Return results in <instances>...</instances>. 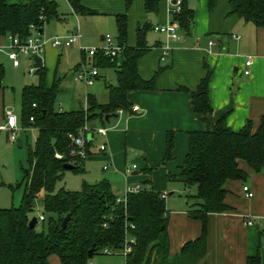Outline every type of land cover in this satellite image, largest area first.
<instances>
[{
    "label": "trees",
    "instance_id": "trees-1",
    "mask_svg": "<svg viewBox=\"0 0 264 264\" xmlns=\"http://www.w3.org/2000/svg\"><path fill=\"white\" fill-rule=\"evenodd\" d=\"M73 11L94 14L78 0H69ZM133 0H126L129 8ZM160 0H145V10L157 14ZM218 0H209L213 10ZM230 14L243 17L256 27H264V0H228ZM43 15V19L40 16ZM172 21L177 22L180 33L192 37L195 9L190 0H180V10H171ZM53 19H60L59 5L55 0H21L9 4L0 0V34L26 37L31 33L30 24L37 27ZM117 40L126 46L121 57L111 58L99 53L95 64L101 68H115L117 82L107 85L109 98L100 103L93 94L87 96V107L73 110L56 108L59 92L57 80L51 86L46 83V67L36 70L37 84L25 85L21 92L22 126L32 125L38 131L34 147L30 148L28 166H22L25 191L18 207L0 208V264H50L49 257L58 255L61 264H93L94 256L121 254L129 244L132 250L125 256V264H205L208 215L231 209L225 202L228 180H245L248 174L239 167L244 160L255 172L264 171V116L257 131L250 120L239 131H234L222 116L210 126L212 105L209 97L211 72L201 79L196 89L180 86L179 91L190 94L194 111L206 128L189 132V150L178 175L168 177L192 190L185 195L187 211L191 218L201 221V234L187 241L173 257L169 255L168 209L166 199L159 191L144 186L129 193L126 203H118L111 183L107 179L95 183L83 181L79 190L60 188L56 185L70 163L69 134L93 120L103 126L113 118L118 109L132 108L129 94L139 90H156L157 78L168 66H160L154 77L143 79L138 72L139 59L151 50L146 34L153 29L145 22L138 30L134 47L128 46V17L126 13L115 16ZM159 43H156L157 46ZM5 67L0 64V87H3ZM35 104V106H34ZM34 121H30V117ZM91 143L88 144L90 146ZM60 154L58 158L56 154ZM174 158V132L168 131L163 164ZM84 160L74 165L72 171L84 172ZM154 167L148 168L151 171ZM11 186V185H10ZM12 187V186H11ZM43 196V207L50 216L47 228L38 231L31 228L30 214L35 200ZM70 215L66 226L62 223ZM45 220V217H44ZM133 226V227H132ZM134 239L133 242L130 239ZM92 255L89 254L90 251ZM247 264H262L260 254L250 256Z\"/></svg>",
    "mask_w": 264,
    "mask_h": 264
},
{
    "label": "crops",
    "instance_id": "crops-1",
    "mask_svg": "<svg viewBox=\"0 0 264 264\" xmlns=\"http://www.w3.org/2000/svg\"><path fill=\"white\" fill-rule=\"evenodd\" d=\"M6 1L14 4L21 0ZM78 1L84 8L95 12L80 14L72 9L79 18L78 23L94 25L105 22L112 29L114 23L117 30L115 16L126 13L127 44L131 47L136 46L138 30L145 22H150L153 30L156 25L172 22L174 0H160L157 14L146 12L145 0H133L129 8L126 7V0ZM190 5L195 9L192 37L186 38L180 33L184 38L170 42L173 49L163 60V46L167 38L154 30L159 33V37L155 43L147 39L152 48L139 59L138 72L143 79H151L160 66H168L157 78V89L133 91L129 94V101L136 114L130 115L124 111L123 114L110 118L108 125L104 126L107 127V135L95 136L83 164L84 173H87L92 172L93 163H98L100 171L94 175L95 180L89 182L107 179L116 195H124L128 185L152 187L166 195L170 257L175 256L187 241L194 240L201 234L202 224L191 218L187 211L183 191L191 193L192 190L168 177L178 175L184 165L189 150V132L204 130L207 126L194 111L190 94L179 91L178 88L184 86L194 90L207 72H211L209 97L213 110L209 116L210 126L225 116L226 124L234 131L242 129L250 120L253 122V131H257L264 116V27H256L243 17L230 14L229 3L228 7H216L213 10L209 8V0H190ZM61 18L60 15L57 20ZM44 30L43 27L42 34ZM81 35L80 47L84 38ZM103 35L99 37V45ZM233 35L240 38L236 39ZM210 40L213 41L212 45ZM156 43L159 44L155 46ZM8 44V38L0 34V64L9 73L5 74L3 87H0V125L6 121L7 111L14 112L9 99L11 73L19 70L25 61H28V67L31 64L28 58L23 57L20 66L14 67L7 55ZM61 49L68 48L48 46L44 53L47 50L55 52L57 64L53 82L57 80L59 89L61 79H57V73L61 63ZM250 56L253 63L247 75L244 72L245 63ZM6 59L10 62L9 67ZM92 62L93 59L81 51L80 61L74 71L77 72L83 65L90 66ZM54 64L55 60L51 59L47 63L43 58L46 74ZM101 77L104 76L99 71L96 80ZM94 85L95 82L88 86ZM19 124L22 126L20 119ZM88 124L92 128L103 126L99 120ZM168 131L174 132V158L163 164ZM6 133L9 137V133ZM101 143H107V153L99 150ZM238 163L248 177L245 180H228L225 183V202L231 209L208 215L205 264H247L248 257L256 254H260L264 264V171L255 172L244 160H239ZM106 165H109L107 169L104 168ZM134 165L136 168H133ZM152 167L154 168L149 171L148 168ZM244 185L249 186L253 192L252 197L245 196ZM175 193L179 195L174 196ZM249 219L254 221L253 225L246 224ZM49 262L61 264L59 256L55 254L49 257Z\"/></svg>",
    "mask_w": 264,
    "mask_h": 264
},
{
    "label": "rangeland",
    "instance_id": "rangeland-1",
    "mask_svg": "<svg viewBox=\"0 0 264 264\" xmlns=\"http://www.w3.org/2000/svg\"><path fill=\"white\" fill-rule=\"evenodd\" d=\"M56 1L59 5V12L62 18L61 20L53 19L45 24L43 34L45 39H49L55 35L66 36L77 30L78 27L81 34L84 36L82 47L98 46L101 34L109 33L114 37L117 36V30L114 23L112 24L113 29L109 28V25L105 22L94 25L81 22L78 23L79 18L73 13L70 1ZM226 6L228 7L227 0H218L216 5L217 8ZM216 7L214 9H217ZM158 37L159 33H156L152 28L148 30L147 39L150 42L155 43V40H157ZM60 52L62 53V56L61 63L58 66L57 79H61V87L57 95L56 108L73 110L86 107L88 93L94 94L100 102H106L108 100L107 85L116 84L117 82L115 68L100 67V75L104 77L96 80L94 86H88L82 82L74 80L76 74L74 67L80 61V44H76L68 49H61ZM54 56L55 52L50 50H47L46 54L43 55V58L47 63L51 59H53V61L55 60L54 66L49 68V71H47L46 74V83L50 85L55 78L57 64V59ZM6 60V64L9 67L10 62L8 59ZM5 74H9L6 68ZM10 77L12 81V85L9 89L10 106L20 119L22 110L21 91L25 85L37 84L39 77L37 73H29L28 61H25L19 70L12 72ZM23 127L28 129L24 130L21 127L17 132V140H10L6 132H0V208L18 207L21 204L24 195L25 184H20L23 180L22 166H28L27 159L29 150L35 145L37 131L32 125ZM91 171L92 172L88 171L87 173H84L80 171L66 170L63 178L58 181L56 190L62 187L70 190H79L83 181L89 182V180H95L94 175L99 173L100 165L98 163H93ZM183 192L185 193V197L188 193L185 191ZM178 195L179 194L177 193L174 194V196ZM43 196V192L38 195L35 200L34 211L30 214L31 218H40V216L45 217V220H41L37 223L36 229L38 231L47 228V221L50 216V214L44 210ZM92 260L95 264H125V256L120 254H98L94 256ZM202 262L203 260H200L198 264H201Z\"/></svg>",
    "mask_w": 264,
    "mask_h": 264
},
{
    "label": "built area",
    "instance_id": "built-area-1",
    "mask_svg": "<svg viewBox=\"0 0 264 264\" xmlns=\"http://www.w3.org/2000/svg\"><path fill=\"white\" fill-rule=\"evenodd\" d=\"M172 7H174L175 11L180 10V0H176V2H173ZM41 19H43V15L40 16ZM39 28L34 24L29 25V29L31 30V33L26 37H21L19 35H9L8 41L9 44L7 45V55L8 58L12 61L14 67H18L21 64V60L23 57L28 58L31 61V64L29 65V73L34 74L36 70L38 69L35 65V57H41L43 60V55L47 49L48 46H52L54 48H70L76 44H79L82 35L80 31L77 29L73 31L72 33L66 35V36H54L49 39H45L43 37V34L39 32ZM154 30L157 32L162 33L167 38V42L163 46L164 55L163 60L166 55H168L172 51V46L170 44L171 41H178L184 38L181 36L180 27L177 22L172 21L171 23L167 25H156L154 26ZM234 38L239 39L240 36L233 35ZM101 44L98 46H92V47H81V51L85 54H87L89 57L93 59V62L90 66L83 65L75 74L74 79L78 82H82L85 85H92L94 84L97 76L99 75L98 67L95 64V57L101 53L105 56L111 57V58H119L124 53L126 46L119 43L117 40V37L112 36L111 34L107 33L102 36ZM209 43L212 45L213 41H209ZM253 63L252 57H248L246 60V69L245 74L250 73V66ZM35 106V104H34ZM62 110V108H59ZM124 113L123 109H118L117 114L121 115ZM6 121L0 125V131H6L9 133L10 140H16L17 138V132L21 129V125L19 124V119L17 115L12 111L9 110L6 112ZM30 121H34V117H30ZM92 135L93 139L90 140L89 136ZM106 136L107 135V127L99 126L96 128H92L89 126L88 123H85L79 130L77 134H69V139L71 141L70 145V157L72 160L70 161V164L76 165L79 163V160L83 159L85 160L89 155V143H93L95 140V136ZM99 150L103 153L108 152V145L107 143H101L99 145ZM58 158H61L60 154H56ZM109 165H106L104 168L107 169ZM133 168H136V165L133 166ZM141 190L140 185H128L126 188V191L124 195H117L116 201L118 203H126L127 195L129 193H135ZM243 191L246 197L250 198L253 196V192L249 188V186L244 185ZM164 197H166L165 194H163ZM39 221L44 220V216H40L38 218ZM247 225H253L254 221L249 219L246 221ZM133 227V226H132ZM131 242L134 241V239H130ZM132 250L131 245H127L122 251L121 254L123 256H126L130 251ZM104 252L106 254H111V251L109 249H105Z\"/></svg>",
    "mask_w": 264,
    "mask_h": 264
},
{
    "label": "water",
    "instance_id": "water-1",
    "mask_svg": "<svg viewBox=\"0 0 264 264\" xmlns=\"http://www.w3.org/2000/svg\"><path fill=\"white\" fill-rule=\"evenodd\" d=\"M175 2H176V0H174V3H175ZM39 32H40L41 34L43 33V27H40V28H39ZM35 65H36L37 68H40V67L43 66V60H42L41 57H35ZM127 112H128L130 115L136 114V110H134L133 108L128 109ZM106 119H107V121H109L110 117L107 116ZM89 139H90V140L93 139L92 135L89 136ZM74 168H75L74 165H72V164H70V163H67V164L65 165V169H66V170H73ZM69 218H70V215L68 214L67 217L64 219V221H63V223H62L63 226H66V223H67V221L69 220ZM38 222H39L38 218H37V217H33V218H31V220H30V222H29V226H30L31 228H34V227L37 225ZM92 252H93V251L91 250V251L89 252V254L92 255Z\"/></svg>",
    "mask_w": 264,
    "mask_h": 264
}]
</instances>
